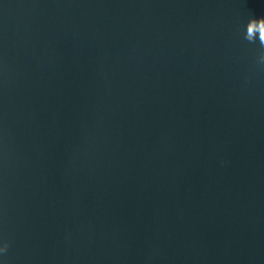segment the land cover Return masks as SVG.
I'll return each mask as SVG.
<instances>
[{
    "label": "water",
    "instance_id": "95a60500",
    "mask_svg": "<svg viewBox=\"0 0 264 264\" xmlns=\"http://www.w3.org/2000/svg\"><path fill=\"white\" fill-rule=\"evenodd\" d=\"M264 0H0V264H264Z\"/></svg>",
    "mask_w": 264,
    "mask_h": 264
},
{
    "label": "clouds",
    "instance_id": "9594fccd",
    "mask_svg": "<svg viewBox=\"0 0 264 264\" xmlns=\"http://www.w3.org/2000/svg\"><path fill=\"white\" fill-rule=\"evenodd\" d=\"M255 19H260L261 21H264V17H261V18H253V20H255ZM260 60H261L262 63H264V56H261L260 57ZM7 249H8V245H7V243H5L3 245V247H0V253L6 252Z\"/></svg>",
    "mask_w": 264,
    "mask_h": 264
}]
</instances>
